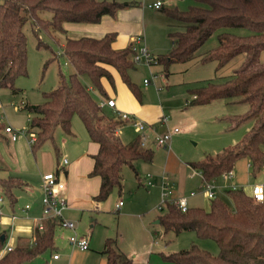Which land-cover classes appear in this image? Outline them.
<instances>
[{"label":"trees","instance_id":"obj_1","mask_svg":"<svg viewBox=\"0 0 264 264\" xmlns=\"http://www.w3.org/2000/svg\"><path fill=\"white\" fill-rule=\"evenodd\" d=\"M198 1L204 5H190L186 9L161 8L181 28L169 33L171 48L157 56L164 69L172 62H185L216 33V45L209 48L200 62L215 61L216 68H220L238 54H243L244 58L224 80L208 79L202 85L189 88L188 104L202 105L217 99L246 102V110L224 117L227 122L225 129H233L249 119H254V125L236 143L223 146L214 154L205 153L190 165L201 173L203 180L210 181L232 171L237 159L245 157L250 173L255 177L264 165V59L261 58L264 52V0ZM128 4L131 3L118 0H0V88L16 92L19 89L15 85L16 79L27 75V26L36 38V47L52 49L51 44L43 39L47 36L60 45L62 54L73 67L69 73L59 69L57 85L42 91L43 101L24 102L21 109L28 113L26 132L34 136L30 142L32 153L49 141L57 159V128L65 136H71L72 119L74 115L80 118L89 138L98 143L89 172V175L100 177L99 190L92 197L95 204L104 201L113 188L121 189L124 165H128L138 178L134 162L151 161L153 152L140 145L138 136L128 143L122 140L117 129L126 120L117 114L107 115L83 80L86 77L96 92L106 95L102 78H106L112 88L115 87L110 66L140 101V87L130 76V70L136 63L131 44L120 49L111 47L116 35L114 31L99 38H70L65 36L63 24L66 21L96 23L102 15L113 16ZM233 29L245 32L236 33ZM1 130L2 125L0 135ZM25 185L19 176H0V190L10 205L15 202L14 189ZM225 192L231 204L218 196L210 198L207 208L188 206L185 211L173 203H166L158 216L164 232L193 231L200 238L214 240L218 252L213 254L191 243L187 248L159 252L164 262L264 264V201L255 200L242 187L228 188ZM56 222L54 218H47L29 246L0 252V264H22L34 260L46 250L53 251ZM114 240L113 237L104 240L105 264H133L130 257L114 246ZM5 241L6 232L0 230V250Z\"/></svg>","mask_w":264,"mask_h":264},{"label":"rangeland","instance_id":"obj_2","mask_svg":"<svg viewBox=\"0 0 264 264\" xmlns=\"http://www.w3.org/2000/svg\"><path fill=\"white\" fill-rule=\"evenodd\" d=\"M148 1L150 0H143L145 5ZM171 2L175 4L178 9H186L190 5H204L198 0H171ZM161 13V10L159 12L146 7V15L151 17L152 24L156 22L157 15H166L164 12L162 14ZM164 19H166V17ZM169 22L170 19L167 20V32L172 29L169 26ZM163 24L166 26V20H164ZM25 33L27 36V75L20 76L16 79L15 85L19 87L18 91L16 92H12L9 88H0V119L5 124H9L15 131H19L16 141L10 140V138L0 135V176L2 177L12 174L17 175L20 172L24 173V170L30 168L31 163L36 165L34 156L30 152L29 148L30 134L26 132V129L29 126L28 113L21 109V102L39 103L43 101L41 93L43 90H49L56 87L59 69H61L64 73H69L71 70L67 64L69 62L66 61L64 54H62L60 45H58L56 42H53V40L47 36H43V39L51 44L52 49L46 48L44 46L36 47V38L32 34L29 26L25 28ZM215 35L216 34L214 33L211 36L213 40H216ZM166 38L170 42L167 34ZM211 41L212 40L209 39L207 43H210ZM153 42L159 45H167L162 43V41L159 39H153ZM167 48L168 51L170 47L167 45ZM56 51L59 53L56 54ZM167 51L165 50L164 52ZM149 53L156 54L155 52L153 53L150 51ZM242 56L243 54H240L238 57ZM50 57H52V59L47 61V59ZM261 58L264 59V52L262 53ZM237 60L238 58L231 61L230 64L226 66V70L229 71L230 67H236L239 64L237 63ZM46 61L47 63L45 64ZM179 63L182 62H174V66H172L169 71H166V73L171 72L170 79L168 78L170 86L166 87L165 84L162 83V77H158V79L155 81L158 85V87H156L158 94H156L152 88L145 87L142 84V81L143 78L150 77L151 71L160 72L162 68L160 63L146 64L144 58H141L140 61L137 62V70L132 72V78L136 81L140 89H152L154 99L158 98L159 104H162L164 107V113L169 115V121L165 125L172 126L176 124L180 127V131L177 132L176 135H172V152L175 153L176 156L181 160H198L202 158L206 152L214 154L218 152L223 145L226 146L236 143L252 129L254 125V119L243 121L235 128L230 129V133L222 134L220 131L223 128L216 127L215 124L218 123L213 122L212 119L199 120L200 118H204L203 116H205L206 113L204 114L202 113V110H198L196 113H193L192 115L190 114V118H188L190 119L189 122H192L193 119L199 120L197 121L198 123L195 122L193 124V128L186 129V119H182L181 116L186 113H183L186 108H184L185 104L182 97L185 96L184 86L186 87L188 85H184L180 82L182 76L179 75V73H177L178 75H174L175 73L173 72L174 67L178 68L177 71H184L183 69L185 67L182 68L183 65ZM208 69V66L203 64L200 65V63H192L191 66L188 67L187 73H189L190 76L197 78V81L195 80L193 84L202 85L205 82L204 78L210 76V73H207ZM164 73L165 72H163V74ZM225 77H223V79L217 78L212 80L220 81L224 80ZM173 80L177 82L171 83ZM150 84L153 85L155 83L152 82ZM190 84L191 83H189V85ZM223 101L226 100L220 99L219 101H216V104H210L209 111L219 112L222 110L224 113V110L229 109L231 112L238 113L247 109L246 102L235 101L232 105L230 104L227 106L224 105ZM232 109L234 111H232ZM71 129L76 135L65 136L59 128H57L55 133V138L58 145L59 140L62 141L63 137H67L64 139L62 145H64L66 148V151L64 152L68 157V153L71 154L76 152L77 148L80 147L82 138L88 137V134L77 115H74L72 119ZM225 130L228 131V129ZM131 134L132 129H130L129 132L128 128H126V130L121 134L122 140L124 142H128L127 138ZM176 136L178 137L174 141L173 138ZM46 145H48L50 149L53 150L49 141L46 143ZM26 147L28 151L26 150ZM164 165L166 166V171L163 173L167 174L177 170L178 168H182V164L179 162V160L166 162L164 158L161 157L159 167L163 168ZM238 167L239 169H237ZM246 167V158L241 157L237 159L233 168L235 171H237V175H239V177L244 181L252 182L256 178H260L259 176L262 170L257 176L253 177L250 173V169L248 170ZM137 169L140 174L139 176L145 172L152 173L151 170L144 169L141 165L139 167L137 166ZM189 172L190 169L188 167H184L185 176L190 180V183L187 185L186 192L197 185V177L193 178L189 176ZM182 173L183 171H180L176 177L179 178ZM24 174L27 175L26 173ZM122 174L123 185L121 190L113 188L107 196L108 199L110 198V200L107 202V205L109 206L108 208L110 210L106 212H99L96 215L97 222L93 232L94 242H90L88 249L82 250L77 245L62 243V248L57 250L59 253V259L53 260L51 258L52 251L46 250L34 260L27 261L22 264H35L40 261L44 262V264H102L105 255L101 250L103 248L104 234L108 232H110L109 237H113L115 239L114 246L117 247L118 250L127 257L132 258L133 264H147L148 262L153 264H162L164 261L162 260L161 255L157 252L159 248H162L164 250L163 252H172L182 248H187L191 243H196L200 247L209 250L213 254L218 252L217 244L210 238H200L193 231H183L178 234H175L171 231L164 232L161 225L151 223L155 216L154 212H158V209L155 206L157 202V196L153 193V187L155 185H150L151 187L148 189L143 187L141 184L138 185L134 176V172L128 165L123 166ZM161 174L162 172L159 174V176ZM262 176L263 174L261 177ZM23 178L25 179L26 177L23 176ZM28 178L34 181L37 180V177L31 178L30 176ZM30 179L26 178L29 184L32 185L33 182L30 181ZM221 179H217L218 181L216 183H220L222 181ZM201 190L191 199V201H189V203H193L195 205L203 204L202 207L207 208L209 206L210 198L205 196L206 194H204L203 190ZM216 194V196L222 198L228 204H231V200L227 196L225 190L218 189L216 190ZM0 198V213H3L5 216V214H9L8 212L10 211V208L7 197L2 193L1 190ZM23 198L24 197L19 198L18 201H23ZM107 198L103 202H105ZM119 199L122 201V204L120 205L121 207L119 206L121 210L117 214L114 212L116 211L115 202ZM42 215L44 217L41 208V214L34 215L32 216L33 219H31L32 221L38 223L39 219L42 218ZM154 229L159 231V235H154L152 233Z\"/></svg>","mask_w":264,"mask_h":264},{"label":"crops","instance_id":"obj_3","mask_svg":"<svg viewBox=\"0 0 264 264\" xmlns=\"http://www.w3.org/2000/svg\"><path fill=\"white\" fill-rule=\"evenodd\" d=\"M120 2H125V3H131L128 5H125L121 8H119L116 12L115 15H109V14H104L102 15L101 19L99 22L96 23H91V22H71V21H66L64 22V28H65V36L70 37V38H78L80 36H90V37H95L99 38L103 36L106 32L114 31L116 33L115 38L111 42V47L115 49H120L123 47H126L127 45H130L133 39L136 36L141 37V40L138 45L140 46H145L147 50L150 52H155L156 54L154 55H161L165 53L164 51H167V45L171 48L172 46V38L170 36V32L174 30H179L181 26L179 23L175 22L173 19L168 17L167 15H157L156 22L152 24L151 17L149 15H146V7L150 9H154L160 12L161 8L163 7H177L175 4L171 2V0H161L162 3L159 7L155 8L152 6H149V4L153 3L156 0H150L144 4L143 0H118ZM162 11V10H161ZM163 13V11H162ZM161 13V14H162ZM166 17V19H164ZM170 19L169 26L172 28L170 31L167 32V20ZM164 20H166V26L163 24ZM233 29L234 32L236 33H244L245 31L242 29ZM166 34L168 38L170 39V42L166 38ZM216 34V33H215ZM213 35V34H212ZM211 35V36H212ZM209 37L200 47H198L193 55L190 57L189 60L179 63L183 65L182 68H184V71H177V67L173 68V72L176 75L179 73L181 75L180 82L183 83L184 85V95L183 101L185 104L186 108L181 117L182 119H186V129L193 128V124L199 120H210L212 119L213 122H216L218 124H215L216 127L223 128L220 133L222 134H227L230 133V130L226 131L225 127L227 125L226 120L224 117L230 116L233 114H237L236 112H231L229 109L219 112H214V111H209L210 110V104H216V101H219L220 99L214 100L211 103L207 104H202V105H189V93L188 89L199 86L193 84L197 78H194L193 76H190L189 73H187L188 67L191 66V64H199L200 65H205L208 66V72L210 73L208 79H223L228 74H231L233 70L238 67L243 58L238 57L240 54L232 58L229 62H227L224 66L220 68H216V62L215 61H207V62H200V59L207 53L209 48L213 47L217 43V38L215 35L216 40H213L212 37ZM153 39H159L162 41V43H165L167 45H159L155 44L153 42ZM211 39L212 41L210 43H207V41ZM63 43V40L61 44ZM158 51V52H157ZM56 53H59L56 51ZM238 58L237 63H239L236 67L232 68L230 67L229 71L226 70V66L230 64L231 61L235 60ZM67 61V60H66ZM192 62V63H191ZM161 64V62H159ZM69 68L71 69L70 71L73 70L72 65L67 63ZM138 64L137 62L135 63V66L130 70V76L132 78V72H135L137 70ZM162 68L160 72H153L151 71L150 77L153 74L158 75V77H162V83L165 84L166 87L170 86V82L168 81V78L170 79L171 72L166 73V71H169V69L174 66V62L169 64L167 69L163 68V65L161 64ZM114 77V88L111 87L109 84L108 80L106 78H102V84L105 88L106 95H101L98 92L95 91V89L89 84V81L86 77H83L84 82L87 84L88 88L94 93L96 98L99 100V103L101 101H105L107 99H113L115 101V106L110 107L109 105H102L103 111L107 115H112V114H119L118 112L126 111L129 113H132L135 115V117L141 119L144 121L147 125L146 129V134H147V139L146 143L143 148H148L153 152V157L152 160L146 163H140V162H145L142 160H136L134 162V167L136 168V171L138 173V178H136L138 185H142L146 189H148L151 186H146L145 185V177L146 174H151V179L154 182L153 185H155L153 188V193L157 196V202H156V208L157 204L160 202V182H161V177L162 175H166L169 180L172 182V187H173V195L175 196H186L187 198V204L188 206H201L203 204H193L189 203L191 199L200 192L202 189V184H203V178L202 175L199 173L198 170L193 168L190 165L191 161L194 160H181L179 159L175 153L172 152V147H171V140L174 135L177 134V132L180 131V127L178 125H169L166 126L165 124L169 121V115L164 113V107L162 104H159L158 98L154 99V95L152 92V89L155 91L156 94H158V90L156 87H158L157 83L155 84H145L142 81V84L145 87H150V88H144L141 90V98L142 100H138L133 93L130 91V89L126 86V84L121 80L119 74L117 71L112 68L108 67ZM186 69V72H185ZM177 71V72H176ZM163 72H165L163 74ZM163 74V76H160V74ZM178 75V74H177ZM208 75V74H207ZM206 75V76H207ZM149 77V78H150ZM205 79V82L208 79ZM145 78H143L144 80ZM158 79V78H157ZM133 80V78H132ZM199 80V79H198ZM136 82L135 80H133ZM197 81V80H196ZM177 82L175 80L171 81V83ZM179 82V81H178ZM204 82V83H205ZM189 83H191L189 85ZM163 86V85H162ZM186 93V94H185ZM183 94V93H182ZM160 97V93H159ZM222 100V99H221ZM233 102L235 101H223L224 105H232ZM23 101L21 102V106ZM168 109V108H167ZM198 110H202V113H206L204 118H200L199 120H193L192 122H189L190 119V114L192 115L193 113H196ZM232 111H234L232 109ZM240 113V112H238ZM165 118V119H164ZM174 127H178V131L172 132L168 145H158L155 140V135L156 133H162L164 131H172ZM188 127V128H187ZM85 128V127H84ZM128 128V131L130 132V129H132V134L127 138L128 142L132 141L136 136H138L136 130L134 127L129 123L125 122L122 126L119 127V131L117 133L122 136L121 134ZM86 130V129H85ZM2 135L6 138H10L9 134L5 133L3 130H1ZM73 132V131H72ZM87 132V131H86ZM88 134V133H87ZM76 135L73 132L74 136ZM173 135V136H172ZM88 137H84L81 140L80 147L77 148L76 152L73 153H68L69 157L66 155L64 151H66V148L64 145H62L63 141L67 137H63V140H59V157L58 159L55 157L53 151L50 149L48 145L43 146L39 150H37L36 153H32L31 147H30V142H29V148L30 152L34 156V160L36 162V165L32 164L30 165L29 169L24 170L23 172H20L19 174L15 176H19L21 178L26 177L27 179H30L28 177L31 176L37 177V180L34 181L30 179V181L33 182L32 185L29 184V182L26 180V178L23 180L26 182L27 187L23 188H16L14 189L15 193V202L10 205L9 202V208L10 211L8 212L9 214H4L0 213V230L6 232V241L4 246L10 245L12 248L13 247H26L29 246L32 242H34V239L36 237V234L39 230H41L46 222L45 218L39 219V222L32 221L34 215L41 214V198H42V189H41V175L42 173L46 171H53L59 174V177L65 182V188L63 190V193L67 199L68 202V207L67 209L64 210L63 216L66 219L72 220L75 225L74 231L79 235L83 236L87 239L88 241V248L90 242H94V227L96 224L97 220V214L99 212H106L109 211L110 209L108 208L109 206L107 205V202L110 200V198L105 201V202H100L98 204H95L93 202V195H95L100 186V177L98 175H89L90 170L92 169L94 159L93 155L97 152L98 150V143L91 140ZM178 136H176L174 141L176 140ZM76 138V136H75ZM10 140H12L10 138ZM17 138L15 139V141ZM125 142V143H128ZM224 146V145H223ZM222 146V147H223ZM221 147V148H222ZM63 149V150H62ZM65 149V150H64ZM26 150L28 151L27 147ZM209 153V152H206ZM175 154V155H174ZM205 154V153H204ZM62 157H66L68 159V162L66 165L61 166V159ZM163 157L166 162L172 161V160H179L182 164V168H178L177 170L172 171L171 173H163L165 172L166 166L164 165L163 168L159 167L160 163V158ZM177 157V159H176ZM142 166L144 169L151 170L152 173L150 172H145L139 176V171L137 169V166ZM246 168L249 170V163L248 160L246 159ZM184 167H188L190 169L189 176L191 177H197V185L192 187L186 192L187 185L190 183V180L188 177L185 176L184 173ZM123 168V167H122ZM239 169V167L237 168ZM62 170V172H60ZM180 171H183V173L180 175L179 178L176 176ZM162 172V174L159 176V174ZM260 178H256L252 182L250 181H244L242 178L237 175V171L233 170L231 171L229 176H222V177H217L213 179L211 182L214 185V190H215V196L216 190L221 189V190H226L228 188H231L232 186L235 187H242L244 190L250 193V188L251 185L255 182L261 181L264 178V168L262 169V172H260ZM122 174V170H121ZM263 176L261 177V175ZM14 175V174H12ZM135 176V175H134ZM222 178V179H221ZM221 179L222 181L220 183H216L218 180ZM122 185H123V174H122ZM122 188V187H121ZM18 189V190H17ZM121 190V189H120ZM202 191V190H201ZM193 192V194H191ZM204 192V191H203ZM205 194V192H204ZM32 196V197H30ZM206 196V195H205ZM24 197L22 200L23 201H18L19 198ZM1 199V198H0ZM121 201L120 199L115 202L116 204ZM105 207V209H104ZM121 207V206H120ZM1 209V206H0ZM116 211L115 213H119L121 210L120 208H115ZM161 213L160 210L158 212H154L155 216L154 219L151 221V223H156L159 224V219L158 216ZM153 214V215H154ZM152 215V217H153ZM32 218V219H31ZM55 219V218H54ZM57 221V219H56ZM158 221V222H157ZM17 227V228H15ZM15 228V230H14ZM14 230V231H13ZM12 232V233H11ZM73 231L69 228L61 226L58 221L56 222L55 228H54V244H55V249L51 253V258L53 260L59 259V253L58 249L62 248L61 244L62 243H67L69 244V235ZM154 235H159V231L154 229L152 231ZM12 234V236H11ZM110 236V232L104 234V240L106 237ZM104 240H103V246H104ZM156 242V240H155ZM71 244V243H70ZM4 246L0 250L1 253L4 251H7L4 249ZM67 246V245H66ZM11 248V249H12ZM87 248V249H88ZM103 249V248H102ZM83 250V249H82ZM102 251V250H101ZM164 250L159 248L157 252H163ZM53 254H57V258H53ZM104 254V253H103ZM105 255V254H104ZM125 255V254H124ZM132 259V258H131ZM106 258H104L102 264H105ZM35 264H44V262L40 261ZM147 264H153L148 262ZM162 264H168L166 262H163Z\"/></svg>","mask_w":264,"mask_h":264},{"label":"built area","instance_id":"obj_4","mask_svg":"<svg viewBox=\"0 0 264 264\" xmlns=\"http://www.w3.org/2000/svg\"><path fill=\"white\" fill-rule=\"evenodd\" d=\"M161 0H156L153 3L149 4V6L152 7H159L161 5ZM141 40V37L136 36L133 41L131 42L132 49L134 51L133 54V60L134 62L140 61L141 58H144V61L146 64L151 63H159L160 57L154 54H150L149 51L146 49L145 46L138 45ZM160 76H163L161 73ZM158 75L153 74L150 78H145L143 82L145 84L149 83H156ZM102 105H109L110 107L115 106V101L113 99H107L105 101H101ZM120 117L127 122H129L134 129L136 130L138 134V138L140 141V145L144 146L147 139L146 134V123L142 121L141 119L135 117L134 114L122 111L118 112ZM165 119V118H164ZM0 125H2V129L5 133H8L10 138L12 140H15L18 136L19 131H15L9 124H5L0 119ZM178 127H174L172 131H164L162 133H156L155 140L158 145H168L170 136L172 132L178 131ZM119 131V128L117 129ZM34 139V136L30 135L29 142H31ZM68 162V159L66 157H62L61 159V166L66 165ZM264 168V165H263ZM62 172V170H60ZM200 173V172H199ZM231 173L228 172L227 174H224L222 176H229ZM201 174V173H200ZM210 181L203 180L202 184V190L205 192L206 196L209 198H212L215 196V190L214 185ZM154 182L151 179V174H146L145 177V185L150 186L153 185ZM172 182L169 180V178L166 175H162L161 182H160V202L157 204V209L161 212L163 211L166 203H173L175 206L180 208L182 211L187 210L188 204H187V198L186 196L180 195L175 196L173 195V187ZM65 188V182L59 177V174L53 171H46L42 173L41 175V189H42V198H41V204H42V213L44 214V217L42 215V218H55L57 219L58 223L66 228L71 229L73 232L69 235V242L71 244L77 245L80 249H87L88 248V241L85 237L79 236L75 231V225L72 220L66 219L63 216V212L68 207L67 199L63 193V190ZM231 188H235V186H232ZM193 194V192H191ZM250 195L257 201H264V178L261 181L255 182L251 185L250 188ZM122 204V201H119L116 204V207L119 208V206ZM12 247L10 245H5L4 249L10 250ZM57 254H53V258H57Z\"/></svg>","mask_w":264,"mask_h":264},{"label":"water","instance_id":"obj_5","mask_svg":"<svg viewBox=\"0 0 264 264\" xmlns=\"http://www.w3.org/2000/svg\"><path fill=\"white\" fill-rule=\"evenodd\" d=\"M157 222H158V221H157ZM1 237L3 238V237H4V235L2 234V235H1Z\"/></svg>","mask_w":264,"mask_h":264}]
</instances>
